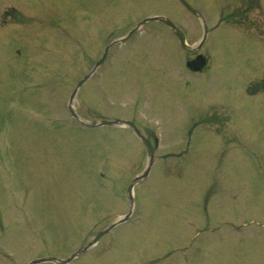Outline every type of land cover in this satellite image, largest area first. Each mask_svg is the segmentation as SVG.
Wrapping results in <instances>:
<instances>
[{"label": "rangeland", "instance_id": "obj_1", "mask_svg": "<svg viewBox=\"0 0 264 264\" xmlns=\"http://www.w3.org/2000/svg\"><path fill=\"white\" fill-rule=\"evenodd\" d=\"M67 1L71 3V8L63 5L59 10H62V16H65L66 9L70 13L74 10L72 13L80 25L76 27V31L80 33L81 40L86 37L89 41L87 57L83 53L84 47L79 50L70 41L59 42L54 32L47 29L48 25L44 20H48L56 9L51 0L40 3L41 9L45 10L43 18L33 12L30 15L21 13L19 19H8L9 24L0 28V152H6L10 137L14 144L26 146L27 161L47 172L41 186H32L36 183L37 176L28 167L23 169V162V176L32 183H26L30 185L27 190L25 187H17L20 191L19 197L14 193V198L22 207L18 205L13 211L12 207L8 208L5 199L0 200V264L15 262L7 261L5 255L14 256L17 264H26L32 257L69 256L75 246L86 238L87 233H90L86 240L88 242L93 229L106 226L108 222H102L94 228L101 214L108 211L118 219L121 211H127L128 190L122 186L127 180L126 176L119 177L122 174L120 171H129L126 173L130 175L129 181L146 166L143 146L122 130L109 128L90 132L73 131L59 124L53 140L44 139L36 144L38 121L30 113L33 111L39 114L38 110H41L44 114L41 117H66V112L60 108V105L63 106L59 102L60 95L63 93L61 102L67 99L77 80L102 55L108 42L106 33L115 28L118 34L145 14L154 12L176 19L191 42L198 40L201 31L195 19L182 12L171 0H86L88 9L95 10L98 6H105L102 8L103 16L100 20L106 27L102 28L104 32L99 38L91 33V17L86 19L88 16H82L84 12L80 13L78 8L81 6L77 5L76 0ZM194 1L197 6L207 10L211 21L220 14L221 9L227 10V14H231L230 20L233 19L235 10L241 4V0ZM260 1L264 4V0ZM26 6L29 8L30 4ZM261 14L260 10L256 12L258 19ZM256 16L247 14L249 24L258 21ZM80 19H85L83 24ZM111 19L118 21V25L109 24ZM92 20L97 21V18L93 17ZM20 25L28 28L26 41L23 40L24 35L20 40L13 35L14 29ZM82 27L85 28V36L81 34ZM151 35L153 38L146 35L136 38L138 53H132L125 46L115 48L111 62L104 66V69H109L115 65L110 71L112 75L108 81H103L102 84L98 78L100 73L88 83L81 99L76 102V107L83 113L88 114L87 110H91L95 115L101 116L92 118L130 117L145 130L146 126L155 121L154 128L164 132L158 153L160 158L151 180L139 185L135 191L139 199L140 207L137 208L141 221L135 227L131 222L121 224L104 237L94 249L97 253L95 256L100 257L96 258L97 261L94 257L87 262L78 261L74 264H103L102 261L109 264H154L158 259L160 260L157 264H264V118L237 121L236 125L232 121L223 128H218L215 124L212 125V118L208 117L216 112L219 115L233 116V112L229 109L230 106L227 107L226 101L211 102L204 99V102L189 100L190 109L204 114V123L199 124L202 120L194 123L197 121L192 120L196 117L195 113L191 119L188 117L190 121L182 118L189 111L178 110L179 97L186 98L190 90L200 98L207 92L215 95L219 92V83L212 81L196 89L185 86L183 90L178 87L170 89L168 84L173 86L176 83L168 77L171 72L168 65L174 66L175 61L178 62L172 35L169 32L165 33L166 38L161 34ZM221 35H231V39L235 36L263 41L261 36L248 31L246 27L230 23L213 34L212 43L207 47L212 58L218 56V50L215 51L218 47L216 39L218 41ZM44 38H53L54 41L50 47L51 52H48L50 62L54 63L50 67L46 65L43 57L36 59L37 65L31 60L41 50L39 45ZM132 44L135 49V37ZM29 46L31 50L25 52V48ZM17 49L23 52L20 57L16 53ZM62 51H69L71 55H63ZM9 54H12L11 59ZM24 54L28 57L23 60ZM164 54L170 59V64L166 60L162 61ZM5 55H8V59ZM218 60L224 62L222 57ZM9 62L14 64L12 68H7ZM20 62L26 65L22 70L23 79L16 76L19 75ZM174 69L176 72L175 66ZM210 69L216 71L218 66L213 63ZM38 75L61 78L55 82L57 98L53 102V98L46 97L45 91L48 87H39L36 79ZM171 75L175 76L174 73ZM21 82L24 90L21 89ZM166 90L169 91L165 94ZM135 93L138 100H135ZM17 99L19 104H16ZM11 104L17 105L14 110L25 109L27 113L19 114L22 120L11 114ZM135 111L145 113L148 122L140 121L139 114ZM242 113L245 114L243 110ZM16 114L17 112L15 116ZM7 116L14 118L8 117L11 122H8L9 119H2ZM9 130L12 133L8 134ZM188 131L193 135V141L196 136L194 143L197 147L193 145V151V146H188L187 141L183 145ZM174 151L177 152L176 156L169 153ZM0 154L1 157L4 156L3 153ZM0 163L4 164L2 160ZM4 166L10 169L8 163ZM105 168L110 171V176L117 173L118 179L123 176L122 183L117 186V194L114 193L116 189L111 190L110 182L99 175L100 171L107 173ZM11 170L14 172L18 167L12 165L9 171L13 178L17 173L13 175ZM3 180L0 176V196H3ZM8 199L12 200V197ZM108 205L111 207H106ZM117 236L119 239L116 242ZM126 239L129 240L124 242ZM5 250L13 254L5 253ZM165 251L168 254L163 258Z\"/></svg>", "mask_w": 264, "mask_h": 264}, {"label": "water", "instance_id": "obj_2", "mask_svg": "<svg viewBox=\"0 0 264 264\" xmlns=\"http://www.w3.org/2000/svg\"><path fill=\"white\" fill-rule=\"evenodd\" d=\"M104 123H106V122H104Z\"/></svg>", "mask_w": 264, "mask_h": 264}]
</instances>
